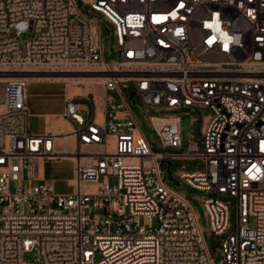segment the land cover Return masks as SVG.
<instances>
[{"label":"built area","instance_id":"2783aa9c","mask_svg":"<svg viewBox=\"0 0 264 264\" xmlns=\"http://www.w3.org/2000/svg\"><path fill=\"white\" fill-rule=\"evenodd\" d=\"M0 35V74L16 76L0 85V264H31L27 253L38 264H216L162 160L206 193L212 232L229 231L235 211L223 264H264V0H0ZM37 75L99 86L67 97L71 151L30 131L26 86ZM137 98L146 112H208L202 139L185 147L179 115L151 114L161 146L178 150L155 152ZM64 157L75 174L59 193L41 162Z\"/></svg>","mask_w":264,"mask_h":264},{"label":"rangeland","instance_id":"374dc122","mask_svg":"<svg viewBox=\"0 0 264 264\" xmlns=\"http://www.w3.org/2000/svg\"><path fill=\"white\" fill-rule=\"evenodd\" d=\"M85 12L88 15L92 16V14L89 13L88 11ZM106 24L111 32L109 33L108 30L104 28V51H105L106 60L109 63H113L117 58L115 52L116 37L114 34L113 26L108 22ZM1 82L2 81H0V85ZM87 87H89V90H97L99 88V86L95 84L93 81L86 83L76 82L72 90L73 89L75 90L76 88L86 89ZM29 90L30 91L34 90L35 92L55 93V92L63 91L64 84L36 83L33 84L31 87H29ZM127 90L128 89H126L125 92H127ZM51 98L59 99L57 96L53 97L52 95ZM137 101H138L137 105H133L134 113L137 116L138 120L140 121L141 127L155 152L166 153V152H176L178 150L169 147L165 148L161 146L155 131L150 126L147 119V116L151 114L166 115V114L174 113L179 115L181 117V132L183 137V144L185 147L187 146L190 139H196V140L202 139V129L205 122V116L208 114V112L192 111L191 109H187V108H180L174 111H165V110L155 111L150 109L148 112H146L145 109L142 107V104L140 103L138 98ZM195 163L196 162H190V161H175V165H176L175 168L180 169L182 165H186V169H192ZM45 169H46L47 181L50 182L52 179H56L55 185L58 191L61 192L72 191L70 187V179L74 178L75 172H74V162L71 159L64 158L60 160H47L45 163ZM19 184L20 183H13L12 186L15 187ZM168 184L177 191L187 195L192 201L196 213L199 216L200 224L203 229L206 241L212 250V256L215 260V263L221 264V262L223 261V254L220 248V243L222 239L225 238L227 235H229L232 231H236L235 211L232 212V216H231V222H232L231 229L223 235H217L210 230L206 211L202 205L201 198L206 193L193 188L192 186L186 184L185 182H183L181 186H176L170 181H168ZM215 247L217 248L215 249ZM24 257L30 260L31 264H38L33 259L34 257L33 253H27Z\"/></svg>","mask_w":264,"mask_h":264},{"label":"crops","instance_id":"0c3cea01","mask_svg":"<svg viewBox=\"0 0 264 264\" xmlns=\"http://www.w3.org/2000/svg\"><path fill=\"white\" fill-rule=\"evenodd\" d=\"M36 83L64 84V90L55 93L35 92L34 90L30 91L29 87ZM73 87L74 85H72L70 81L67 82L63 79L52 78H32L28 80L26 86L28 94L27 104L31 112L30 131L35 135H43L46 133L55 135V149L63 152L73 150L77 143L76 137L74 136V134H72L74 124L69 118L65 116L67 97L74 94L85 93L89 90V87H87L85 90H81L79 88L72 90ZM51 95L53 97L57 96L59 99H53L51 98ZM64 158H49L41 162V169L46 182H48L45 169L46 161L60 160ZM55 182L56 179H52L48 183H50L57 192L68 193L58 191ZM72 184L73 178L70 179L71 190L73 188Z\"/></svg>","mask_w":264,"mask_h":264},{"label":"bare ground","instance_id":"6f19581e","mask_svg":"<svg viewBox=\"0 0 264 264\" xmlns=\"http://www.w3.org/2000/svg\"><path fill=\"white\" fill-rule=\"evenodd\" d=\"M12 77H16L14 74H0V81H3L7 78H12ZM33 78H48L50 79L49 77H46L45 75H37L36 77H33ZM64 79L65 81H70V83L72 85H74L76 82H79V83H86V82H91V81H94V78L92 77H85V76H76V77H68V76H65V77H56V79ZM79 89H83V88H79ZM85 90V89H84Z\"/></svg>","mask_w":264,"mask_h":264},{"label":"water","instance_id":"95a60500","mask_svg":"<svg viewBox=\"0 0 264 264\" xmlns=\"http://www.w3.org/2000/svg\"><path fill=\"white\" fill-rule=\"evenodd\" d=\"M127 86V85H125ZM133 103H135V99H134V91L131 92V95H130ZM166 163L167 167H166V172H167V178L173 183L175 184L176 186H181V182L178 180V179H175L173 177V173H172V169H171V166H173V163L169 160H162V165ZM218 247V246H217ZM215 247V249L217 248ZM221 264H223V262H221Z\"/></svg>","mask_w":264,"mask_h":264}]
</instances>
